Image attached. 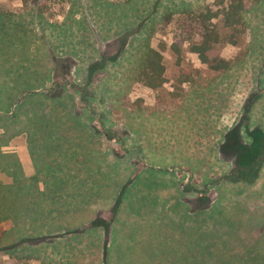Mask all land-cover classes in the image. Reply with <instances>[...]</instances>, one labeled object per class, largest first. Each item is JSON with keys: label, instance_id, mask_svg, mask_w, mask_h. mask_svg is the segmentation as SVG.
<instances>
[{"label": "rangeland", "instance_id": "rangeland-1", "mask_svg": "<svg viewBox=\"0 0 264 264\" xmlns=\"http://www.w3.org/2000/svg\"><path fill=\"white\" fill-rule=\"evenodd\" d=\"M214 1L0 0V118L35 125L26 168L0 152V264H264V153L226 180L264 129V0L212 20L229 70L192 51Z\"/></svg>", "mask_w": 264, "mask_h": 264}, {"label": "trees", "instance_id": "trees-1", "mask_svg": "<svg viewBox=\"0 0 264 264\" xmlns=\"http://www.w3.org/2000/svg\"><path fill=\"white\" fill-rule=\"evenodd\" d=\"M213 6V7H212ZM209 6L204 12L193 14L189 12L192 20L194 35L200 37L199 43H194L192 51L199 54L201 60L208 64L213 70H229L231 62L219 56L215 51L214 45L220 40V32L216 29V24L212 20L219 16L224 19L226 28H233L240 24L244 19L245 7L243 0H215L213 5ZM185 13V12H183ZM236 43L235 41H228ZM163 55L156 49L148 46L141 56L138 67L142 74L148 78L149 86L157 88L164 83L165 68L162 63ZM250 142L242 146L241 149H247L245 155L240 158L239 163L233 172L227 177L230 181H243L253 183L258 178L261 170V155L264 153V129L259 127L252 134H248ZM257 158V161L254 160ZM257 164V165H255ZM8 194L0 182V223L9 217L11 209L7 202Z\"/></svg>", "mask_w": 264, "mask_h": 264}, {"label": "crops", "instance_id": "crops-1", "mask_svg": "<svg viewBox=\"0 0 264 264\" xmlns=\"http://www.w3.org/2000/svg\"><path fill=\"white\" fill-rule=\"evenodd\" d=\"M2 81H0V83L2 84ZM44 90L42 89H34L31 90V93L33 94H40L43 93ZM45 94V92H44ZM42 94V95H44ZM40 95V96H42ZM29 106V103L28 105ZM27 106L26 107H22L20 109V112H22L24 114V117L21 116L20 117V112H19V117L17 122H15V126H16V131H19L20 128V123L25 124V126L28 127V129L30 130V134L31 135H27V134H18V132L16 133H11V129L12 128H8V129H4L3 125L7 124L5 121H3V118H0V152H4L5 154H10L9 156L11 157H17L16 159H19V164L23 167H27V164H29V162H31V158H30V154H29V139L33 137V129L35 127L34 123L29 121V119L26 118L27 115ZM23 108H25V110H23ZM9 126H12V124H8ZM9 132V133H7ZM23 138H25V140H23ZM2 150V151H1Z\"/></svg>", "mask_w": 264, "mask_h": 264}, {"label": "flooded vegetation", "instance_id": "flooded-vegetation-1", "mask_svg": "<svg viewBox=\"0 0 264 264\" xmlns=\"http://www.w3.org/2000/svg\"><path fill=\"white\" fill-rule=\"evenodd\" d=\"M239 148L241 149L240 146H239ZM245 150H247V149H245ZM242 156H243V155H241L240 158H241ZM226 180L229 181V182H232V181H230L228 178H226ZM256 181H257V179L255 180V182H256ZM238 182H239V181H238ZM255 182H253V183H255ZM253 183H250V185L253 184ZM248 184H249V183H248Z\"/></svg>", "mask_w": 264, "mask_h": 264}]
</instances>
